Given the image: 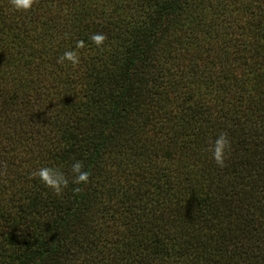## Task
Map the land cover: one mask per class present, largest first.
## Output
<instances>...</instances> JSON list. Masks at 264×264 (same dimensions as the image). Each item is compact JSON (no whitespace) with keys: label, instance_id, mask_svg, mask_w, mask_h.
I'll return each mask as SVG.
<instances>
[{"label":"trees","instance_id":"obj_1","mask_svg":"<svg viewBox=\"0 0 264 264\" xmlns=\"http://www.w3.org/2000/svg\"><path fill=\"white\" fill-rule=\"evenodd\" d=\"M0 264H264V0H0Z\"/></svg>","mask_w":264,"mask_h":264},{"label":"clouds","instance_id":"obj_2","mask_svg":"<svg viewBox=\"0 0 264 264\" xmlns=\"http://www.w3.org/2000/svg\"><path fill=\"white\" fill-rule=\"evenodd\" d=\"M11 6L15 10H28L32 6L33 0H10ZM90 39L96 44L101 45L106 39L103 33H93ZM82 46V42L77 43V47ZM79 55L75 49L66 50L62 56L58 57V62L68 61L72 65L79 63ZM229 149L227 134L220 132L211 139V158L217 166L222 167ZM71 182L75 184L87 183L90 175L80 160H74L70 166ZM32 176L37 178L45 187L56 194H60L69 184V176L66 175L58 166H42L37 168Z\"/></svg>","mask_w":264,"mask_h":264}]
</instances>
